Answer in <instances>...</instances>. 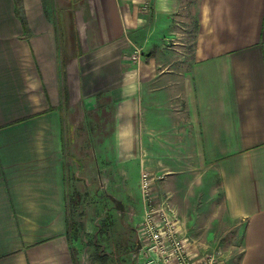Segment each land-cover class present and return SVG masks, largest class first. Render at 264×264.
<instances>
[{
  "label": "crops",
  "instance_id": "obj_1",
  "mask_svg": "<svg viewBox=\"0 0 264 264\" xmlns=\"http://www.w3.org/2000/svg\"><path fill=\"white\" fill-rule=\"evenodd\" d=\"M54 1L0 0V264H84L67 163L133 213L147 172L181 231L203 202L264 264V0Z\"/></svg>",
  "mask_w": 264,
  "mask_h": 264
},
{
  "label": "rangeland",
  "instance_id": "obj_2",
  "mask_svg": "<svg viewBox=\"0 0 264 264\" xmlns=\"http://www.w3.org/2000/svg\"><path fill=\"white\" fill-rule=\"evenodd\" d=\"M69 1H54L57 7L54 16L56 21L62 11L58 8L68 4ZM58 10L60 11L58 12ZM194 37L193 32L192 34L190 32L187 39L177 35L175 40L169 41L168 47H181V42H183L186 44V49L191 51L194 47ZM68 155L69 153H66L67 161H69ZM84 172L85 170L82 168L77 169L76 163H70V165L67 163L66 165L67 219L76 225L77 230H73L71 236L80 247L83 263L145 264L143 255L138 251L140 238L136 231L145 215L144 208L141 209V202H134L136 213H133L127 206L128 202L112 201L102 192L99 172H91L89 181L84 178ZM136 180L137 177L132 172L130 181L136 182ZM203 190L201 187V196ZM139 192L142 200L141 178L139 179ZM111 193L113 194V192ZM117 196L114 195V197ZM202 204L203 202H200V233L181 231L182 236L187 240V245L199 257L216 251L221 252L224 264H238L241 254L239 233L228 227L225 231L216 228L215 232H205L213 217L210 211L201 208Z\"/></svg>",
  "mask_w": 264,
  "mask_h": 264
},
{
  "label": "built area",
  "instance_id": "obj_3",
  "mask_svg": "<svg viewBox=\"0 0 264 264\" xmlns=\"http://www.w3.org/2000/svg\"><path fill=\"white\" fill-rule=\"evenodd\" d=\"M152 1L142 0L140 10L143 14L151 11ZM141 56L142 51L136 48L131 60L139 62ZM141 194L145 215L136 231L140 238L138 251L143 255L145 264H224L221 252L208 253L199 260L189 254L176 213L168 203L157 205L147 172L141 174Z\"/></svg>",
  "mask_w": 264,
  "mask_h": 264
},
{
  "label": "trees",
  "instance_id": "obj_4",
  "mask_svg": "<svg viewBox=\"0 0 264 264\" xmlns=\"http://www.w3.org/2000/svg\"><path fill=\"white\" fill-rule=\"evenodd\" d=\"M67 228H68V232L70 233V237H72L71 236V232L73 231V230H77L76 229V225H75V223H73V222H70L69 220H67ZM71 239V238H70ZM74 239V238H73Z\"/></svg>",
  "mask_w": 264,
  "mask_h": 264
}]
</instances>
